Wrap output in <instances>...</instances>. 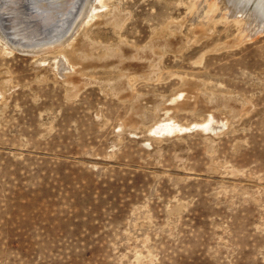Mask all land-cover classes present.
<instances>
[{"label":"rangeland","instance_id":"374dc122","mask_svg":"<svg viewBox=\"0 0 264 264\" xmlns=\"http://www.w3.org/2000/svg\"><path fill=\"white\" fill-rule=\"evenodd\" d=\"M252 5L92 0L49 61L0 39V264H264Z\"/></svg>","mask_w":264,"mask_h":264},{"label":"bare ground","instance_id":"6f19581e","mask_svg":"<svg viewBox=\"0 0 264 264\" xmlns=\"http://www.w3.org/2000/svg\"><path fill=\"white\" fill-rule=\"evenodd\" d=\"M228 1L232 5V11L239 12V15H242L245 6L253 4L250 19L244 25L249 33L255 29L254 26H264V0ZM91 5L92 0H0V39L11 47L10 50L14 48L21 53L25 51L29 54L43 52L45 55L46 51L58 48L67 40L69 42ZM72 14H74L72 19L68 20ZM46 55L37 60L48 59L49 61ZM60 56L63 54L59 52L55 58L56 61ZM52 59L54 60L53 57ZM69 61L61 62L67 68L70 66ZM57 63L59 64L60 60Z\"/></svg>","mask_w":264,"mask_h":264}]
</instances>
